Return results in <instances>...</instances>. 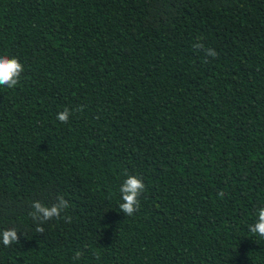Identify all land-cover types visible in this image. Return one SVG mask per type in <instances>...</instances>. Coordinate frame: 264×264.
<instances>
[{
  "label": "trees",
  "instance_id": "trees-1",
  "mask_svg": "<svg viewBox=\"0 0 264 264\" xmlns=\"http://www.w3.org/2000/svg\"><path fill=\"white\" fill-rule=\"evenodd\" d=\"M4 54L0 264H264V0H0Z\"/></svg>",
  "mask_w": 264,
  "mask_h": 264
},
{
  "label": "clouds",
  "instance_id": "clouds-1",
  "mask_svg": "<svg viewBox=\"0 0 264 264\" xmlns=\"http://www.w3.org/2000/svg\"><path fill=\"white\" fill-rule=\"evenodd\" d=\"M194 47H203L202 44H197ZM208 55L215 57L217 53L213 49H206ZM23 72V65L18 61L14 56L9 55H0V86L7 88H13L19 83V77ZM70 115V110L64 108L63 111L57 113V119L61 123H67ZM145 191V184L143 181L136 175L128 174L123 180L119 187L120 200L119 204L120 210L128 215H133L134 212L140 206L139 197L141 193ZM223 195V193H220ZM32 211L29 212V216L37 221L36 231L38 233H43L44 229L41 224L44 221L60 218L62 212L68 207V201L65 200L62 196L57 197L56 202L51 205H45L40 201L32 202ZM256 219L255 221L248 225L249 231L258 235L261 238H264V205H261L255 212ZM66 222H71L69 216L63 217ZM0 242L4 246L12 245L13 243H19L18 231L16 228H6L0 230ZM77 257L80 255L77 252Z\"/></svg>",
  "mask_w": 264,
  "mask_h": 264
}]
</instances>
